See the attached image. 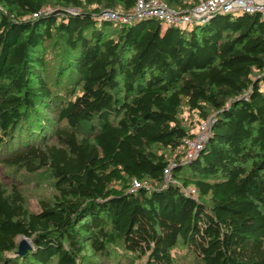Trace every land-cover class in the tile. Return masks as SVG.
Masks as SVG:
<instances>
[{
  "label": "trees",
  "instance_id": "trees-1",
  "mask_svg": "<svg viewBox=\"0 0 264 264\" xmlns=\"http://www.w3.org/2000/svg\"><path fill=\"white\" fill-rule=\"evenodd\" d=\"M135 3L0 0V163L57 190L30 212L0 182V264H81L85 247L177 264L179 241L197 264H264V19L104 15ZM183 108L209 124L187 159Z\"/></svg>",
  "mask_w": 264,
  "mask_h": 264
},
{
  "label": "rangeland",
  "instance_id": "rangeland-1",
  "mask_svg": "<svg viewBox=\"0 0 264 264\" xmlns=\"http://www.w3.org/2000/svg\"><path fill=\"white\" fill-rule=\"evenodd\" d=\"M203 1V0H201ZM172 9V8H171ZM174 10V9H172ZM175 12H179L174 10ZM239 11V10H238ZM119 14H124L121 11H117ZM183 13V12H179ZM223 13V12H221ZM166 25V22H163ZM190 25V24H189ZM187 25V26H189ZM177 27H180L176 25ZM49 53L51 51H48ZM78 91V89L76 90ZM49 118H52L51 114H48ZM179 118L182 124L186 127L190 137L184 140L185 154L187 153V141L197 140L201 134V124L205 122L202 120L196 112H190L186 108H183L179 114ZM50 126V125H48ZM52 134V133H51ZM51 135H49L50 137ZM48 139L47 142H49ZM162 151V150H160ZM165 156L169 160L170 164L175 162V159L180 154V151L173 152L170 150H164ZM197 153L191 156L193 158ZM184 158V157H183ZM187 155L185 159H187ZM0 182L6 189L11 187H16L17 190L21 192L24 199L25 208L32 212L39 209V203L41 201H51L57 190L54 185V179L52 178L48 170L42 169L40 171L30 173L23 168L9 167L0 163ZM132 189H134L132 184ZM192 188H187V192H191ZM190 194H193L192 192ZM195 194V193H194ZM206 205H208V198H202L201 200ZM25 238H17L18 244ZM26 240V239H25ZM29 242L28 240H26ZM172 255L174 256L177 264H197L191 253H189L183 244L179 241L177 245L172 250ZM12 255V254H10ZM6 256H9L8 254ZM132 255H126L120 248H112L108 250L105 254H95L85 247L83 251V256L81 258V264H145L144 258L138 259L131 257ZM133 260V261H132Z\"/></svg>",
  "mask_w": 264,
  "mask_h": 264
},
{
  "label": "built area",
  "instance_id": "built-area-1",
  "mask_svg": "<svg viewBox=\"0 0 264 264\" xmlns=\"http://www.w3.org/2000/svg\"><path fill=\"white\" fill-rule=\"evenodd\" d=\"M238 10L250 14H259L264 19V0H203L183 13L175 12L161 0H136L135 6L129 15H122L117 12L105 13L104 15L111 20L122 23H128L132 18L151 16L161 22H166L168 25H178L184 28L194 22L204 21L214 13H231ZM208 129V122H203L199 138L187 141L186 155L188 158L201 148ZM139 185V182L133 181L134 189L138 188ZM190 191L194 194L193 189Z\"/></svg>",
  "mask_w": 264,
  "mask_h": 264
},
{
  "label": "water",
  "instance_id": "water-1",
  "mask_svg": "<svg viewBox=\"0 0 264 264\" xmlns=\"http://www.w3.org/2000/svg\"><path fill=\"white\" fill-rule=\"evenodd\" d=\"M30 244L29 242H27L25 239L22 240L19 244H18V249L17 251L14 253V256H21L23 255L27 250H30Z\"/></svg>",
  "mask_w": 264,
  "mask_h": 264
}]
</instances>
